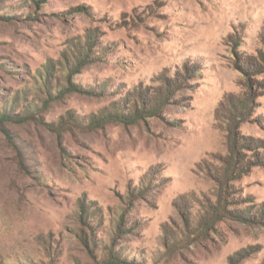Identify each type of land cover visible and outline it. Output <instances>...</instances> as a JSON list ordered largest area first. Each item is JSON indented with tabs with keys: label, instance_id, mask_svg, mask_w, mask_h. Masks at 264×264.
<instances>
[{
	"label": "rangeland",
	"instance_id": "1",
	"mask_svg": "<svg viewBox=\"0 0 264 264\" xmlns=\"http://www.w3.org/2000/svg\"><path fill=\"white\" fill-rule=\"evenodd\" d=\"M261 56L264 0H0V264H263Z\"/></svg>",
	"mask_w": 264,
	"mask_h": 264
},
{
	"label": "trees",
	"instance_id": "2",
	"mask_svg": "<svg viewBox=\"0 0 264 264\" xmlns=\"http://www.w3.org/2000/svg\"><path fill=\"white\" fill-rule=\"evenodd\" d=\"M91 49L90 48H81V49H79L78 50V52H77V59H76V62H75V64H74V66L72 67V68H68V70H69V72H68V76L70 77L71 75H73L75 72H76V70H77V68L76 67H79V66H81V65H83L86 61H88L87 59H90V57H91ZM263 61H264V57L263 56H261L260 57ZM186 69V68H185ZM245 71H247L249 68H243ZM250 69H254V68H250ZM60 92H61V90H59ZM157 96H155L153 99H151V103H150V105L148 106V104L149 103H146V101H145V104H146V107L147 108H151V110H157L160 106V97H161V92L160 91H158L157 93ZM138 97V96H137ZM139 98L141 99L142 97H141V95L139 94ZM142 102V101H141ZM142 107V106H141ZM138 113H141V111H140V109L138 108V106H137V104H136V101H133V109H132V113L129 115V117H131V118H134V117H136L137 116V114ZM104 117H106L104 114H101V116H99L98 118H96L95 120H93L92 121V123H96V122H99V121H102V119L104 118ZM28 119V116H21V119ZM249 144V143H248ZM239 153H240V151L238 152V151H233V154H234V161L235 162H233V155H232V157L228 160V162L229 163H232L233 162V168L234 169H236L237 170V168H236V166L238 167V163H240V165L242 164V163H245L246 162V160L244 159V161L242 162V160L240 159L241 157L239 156ZM92 203V202H91ZM230 204H236L234 201H231L230 202ZM81 208H82V213H84V215H87V213L90 211L89 209H90V207L85 203V202H82L81 203ZM92 212H97L98 210L96 209V208H93L92 210H91ZM82 219H84L85 221H88L87 220V218L85 217V218H82ZM122 227H123V215H122V217H121V219H120V224L118 225V229L121 231V229H122ZM239 260H240V253H237V254H235V256H232L231 258H230V264H235V263H237V262H239ZM264 264V263H263Z\"/></svg>",
	"mask_w": 264,
	"mask_h": 264
}]
</instances>
